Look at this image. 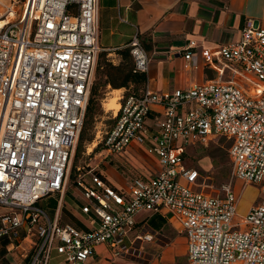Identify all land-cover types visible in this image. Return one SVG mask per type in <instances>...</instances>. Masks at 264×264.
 Instances as JSON below:
<instances>
[{
	"label": "built area",
	"instance_id": "built-area-1",
	"mask_svg": "<svg viewBox=\"0 0 264 264\" xmlns=\"http://www.w3.org/2000/svg\"><path fill=\"white\" fill-rule=\"evenodd\" d=\"M98 11V0H0V248L23 264H51L53 252L60 264H101L106 244L115 258L148 264L155 255L143 244L160 235L148 224L135 232L136 216L164 212L187 237L189 264H264V27L249 17L237 42L209 51L214 79L120 95L115 123L87 156L142 147L156 162L143 157L148 173L119 187L100 164L74 163L101 49ZM128 46L135 71L147 72L140 37ZM219 136L231 142L232 171L217 185L183 158ZM234 179L262 184L245 216ZM72 186L76 225L62 218ZM50 197L53 217L40 205Z\"/></svg>",
	"mask_w": 264,
	"mask_h": 264
},
{
	"label": "crops",
	"instance_id": "crops-1",
	"mask_svg": "<svg viewBox=\"0 0 264 264\" xmlns=\"http://www.w3.org/2000/svg\"><path fill=\"white\" fill-rule=\"evenodd\" d=\"M98 7L101 49L95 71L102 72L107 86L123 90L120 95L139 94L147 87L172 92L214 79L216 71L207 65L209 51L237 42L249 17L264 27V0H98ZM136 34L150 56L147 72L135 71L128 45ZM191 41L196 45L188 48ZM188 51L193 53L191 60L185 57ZM148 123L153 124V120L149 118ZM140 151L131 147L123 155H115L124 161L137 160L141 166L131 173L115 166L126 175L127 184L133 176L148 173L141 163ZM108 167L105 162L102 168L108 179L119 187L125 186L108 173ZM77 206L74 201L68 202L65 212L73 216ZM0 209L1 215L5 208ZM145 224L160 235L143 244L150 255H155L148 264H189L187 237L176 219L164 212L143 211L136 216L135 232ZM96 257L101 264H139L137 260L113 257L106 244L97 246ZM18 258L0 248V264H23Z\"/></svg>",
	"mask_w": 264,
	"mask_h": 264
},
{
	"label": "rangeland",
	"instance_id": "rangeland-1",
	"mask_svg": "<svg viewBox=\"0 0 264 264\" xmlns=\"http://www.w3.org/2000/svg\"><path fill=\"white\" fill-rule=\"evenodd\" d=\"M97 87V92L95 93V97L98 100L99 105L94 112L93 117L91 118L90 123L87 124L88 116L86 117L87 130L85 131V141L80 147L78 152V143L76 146V154H75V164L84 163L85 161L90 162L92 164H100L101 168H104V163H109L108 173L110 175L118 177L122 180L123 184L127 185L126 175L122 172H119L116 167L122 171L125 170L129 173L137 172L135 170L136 167L141 169L140 164L137 160H129L124 161L121 157L113 156L108 159H101L100 156L95 157L94 154L91 157L87 156V148L91 147V144L94 142L97 134L100 136L103 135L106 131L110 129L115 123L114 114H116L114 109L108 110L107 104L112 98L119 97L123 90H119L116 88H112L107 86L104 82V76L101 71L98 69L95 71L93 76L92 87ZM114 90H119L118 92H114ZM92 95V88H91ZM231 142L227 140L223 136H219L215 142H211L209 146L204 147L202 145L190 146L187 149V155L183 158V164L185 167H195L203 172L210 173L214 178L217 185L231 180V158L229 155V147ZM140 148V155L149 159L153 164H155L156 159L148 156L145 150ZM145 152V153H144ZM116 166V167H115ZM115 169L116 172L113 170ZM143 169V168H142ZM238 183H235L234 179V188L235 192L240 196L237 213L239 216H245L248 210L254 205L257 204L262 197V184H248L244 186V182L242 180H237ZM78 195L77 189L75 187H70L67 195L66 201L71 203L74 201L76 196ZM58 197V196H57ZM57 197L46 198L41 201L40 205L48 212V214L53 217L55 213V207L57 206ZM2 209H0L1 211ZM63 221L72 223L74 225L77 224V219L75 216L69 214L62 215ZM15 256V255H14ZM15 258V257H14ZM16 259V258H15ZM19 259V258H18ZM62 256L58 255L56 252L52 253L51 256V264H60L62 261ZM17 260V259H16ZM20 260V259H19ZM18 261V260H17ZM19 264V262H18Z\"/></svg>",
	"mask_w": 264,
	"mask_h": 264
},
{
	"label": "trees",
	"instance_id": "trees-1",
	"mask_svg": "<svg viewBox=\"0 0 264 264\" xmlns=\"http://www.w3.org/2000/svg\"><path fill=\"white\" fill-rule=\"evenodd\" d=\"M105 84H107V80L105 81ZM113 84L115 85V83H113ZM96 92H97V87L93 86L92 87V95L90 96L88 107H87V112H86V117L88 116L87 124L90 123L89 120H91V118L94 115L95 110L97 109V106L99 105L98 100L95 97ZM85 124H86V120H85ZM86 130H87V126L85 127V125H84V128H83V130L80 134L79 140H78L79 141L78 147H77L78 152L80 150L81 145L83 144V142L86 139V137H85V131ZM184 156H186V154Z\"/></svg>",
	"mask_w": 264,
	"mask_h": 264
},
{
	"label": "bare ground",
	"instance_id": "bare-ground-1",
	"mask_svg": "<svg viewBox=\"0 0 264 264\" xmlns=\"http://www.w3.org/2000/svg\"><path fill=\"white\" fill-rule=\"evenodd\" d=\"M118 92V91H115ZM119 98L115 97L112 98L109 103L106 105L108 110L114 109L116 112L118 111L119 107H120V103H118ZM115 112V113H116ZM117 114V113H116ZM96 144L91 145V147H89V151L93 150V146H95Z\"/></svg>",
	"mask_w": 264,
	"mask_h": 264
}]
</instances>
